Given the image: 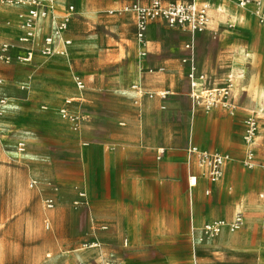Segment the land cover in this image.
I'll use <instances>...</instances> for the list:
<instances>
[{"label":"crops","instance_id":"0c3cea01","mask_svg":"<svg viewBox=\"0 0 264 264\" xmlns=\"http://www.w3.org/2000/svg\"><path fill=\"white\" fill-rule=\"evenodd\" d=\"M134 1L56 0L52 10L47 8V16L60 17L71 5L75 7L70 18L71 23L82 22L85 17L93 20L94 17H99L102 5H107V8H114L107 11L109 14L120 12L113 17L107 16V27L114 28L116 34L123 37L130 35L133 29L131 12L123 11V7ZM141 2L147 3L148 0ZM196 2L209 5L207 30L197 35L196 39L207 34V31L211 32L214 24L225 21L232 23L230 27L234 26L233 24L241 26L246 33V40L232 39L228 29H224L219 35V46L227 52L222 54L219 60L229 69L228 81L232 82V88L222 102L211 106H195L188 96L175 97L171 90L175 79L173 74L165 72V69L171 66L167 62L153 63L149 66L159 68L154 72L152 69L151 73L134 74L132 83L138 86V90L132 88L133 90L122 94L116 101H112V98H117V95L107 94V102L97 103L96 94L90 92L84 94L83 100H79L81 91L75 85L72 93L68 95L58 87L59 76L72 61L107 62L109 65L121 61L125 52L127 56L136 55L137 50L141 48L152 56L159 53V47L153 42H147L142 46L138 41L131 39L130 44L122 46L124 51L122 52L120 46H110L113 39L107 35V38L102 40L107 45L106 50L81 46L76 41L72 47L71 45L68 47L66 56H52L45 61L34 51L30 64L24 61L14 68L16 76L12 81V94L9 95V99L16 104H22L26 108L24 113H57V108L63 105L66 96L78 100L73 106L78 113H107V132H100L107 136V151L103 153L96 145L103 143L104 136H93L90 143L78 146L75 157L81 172L82 186L86 191L85 197L89 202H98L103 198L104 181L107 179V206L124 212L122 218L117 220L118 228L123 230L126 237L127 248L122 264H203L205 260L196 255L194 243L188 239V232L191 231V234L197 232L207 222L230 221L237 213L243 216L244 226L236 231L222 225L220 233L209 246L211 251L217 258L227 251H248L253 254V264H258L260 260L264 261V168H246L238 163L236 156L247 146L237 137L234 138L232 133V124L237 123L247 110L237 104L236 99L241 92L240 70L244 63L249 61L250 54L264 51V0H248L245 9L238 7L234 0ZM17 6L6 7V12L9 13L0 24L3 37H8L9 40L19 35L15 23L17 13L27 8L24 4ZM48 19L45 17L38 21L40 25L36 26V34L38 32L39 36L49 29ZM7 21H10V25L6 24ZM156 23L157 21H154L148 26L151 34L156 32ZM65 36L75 39L74 33L70 31ZM41 41L42 39L36 41V45ZM59 46L61 42L56 44V47ZM17 47L26 56L25 48ZM142 59L137 57L135 62L130 60L131 70H136ZM85 78L91 80L92 85L99 81L88 75ZM121 85L118 79H107V92L112 86ZM253 86L252 81L247 83L248 97L252 94L258 98L262 97L264 89H253ZM165 88L167 93L162 92L159 95L158 92ZM45 105L48 106V111L41 109ZM161 113H201L198 116H187L186 146H194L207 154L217 152L230 156V160L221 166L214 181L209 180L208 167L203 159L202 163L198 164L197 156L187 151L186 147L175 148L170 146L168 139L164 137L160 139ZM41 120L46 119L40 117ZM111 123L118 125L111 129L108 127ZM48 124L52 126L49 122ZM175 130V127L173 129L168 127L165 134ZM80 134L82 135L81 132L79 136ZM128 163L132 165L130 168L126 167ZM259 174L260 177L263 176L262 179ZM192 175L196 178V183L189 186L187 180ZM144 180H148L152 185L150 191L134 186ZM161 180L172 182L179 180L184 190L180 194L162 191L158 188ZM256 192H259V198L255 199ZM161 198L165 200L167 209L171 207L173 209V214L167 221L161 220L159 212L156 213ZM183 198L186 199L184 203L190 208V223L176 211L177 205L180 211L183 208L181 204ZM243 199L246 200L244 205L241 204ZM147 211L151 215V220L144 225L141 215ZM129 213L132 214L128 215ZM261 227L263 233L257 238L256 233ZM182 233L187 238L183 239ZM147 247L151 250L147 251Z\"/></svg>","mask_w":264,"mask_h":264},{"label":"rangeland","instance_id":"374dc122","mask_svg":"<svg viewBox=\"0 0 264 264\" xmlns=\"http://www.w3.org/2000/svg\"><path fill=\"white\" fill-rule=\"evenodd\" d=\"M2 1L6 3V0ZM234 2L238 5V0ZM109 9L114 8L102 5L99 17L96 16L93 20H88L87 17L82 19V22L71 23L69 20L65 34L70 31L74 33L75 39L65 34L64 39L71 41V47L77 41L81 46L106 50L107 45L102 40L108 35L113 39L110 46H120L121 51L124 52L122 46L130 44L131 39L137 41L135 15L131 12L132 33L119 37L114 28L107 27V16L113 17L120 12L116 11L111 15L107 12ZM8 13L6 7L0 6V24ZM47 18H49V29L41 36L37 32L36 41L38 42L51 32L53 18L48 16ZM156 21L155 34H151L150 27H147L148 30L141 44L143 46L147 42H153L159 47L158 54L151 56L146 54L144 48H141L137 50L136 55L127 56L125 52L121 61L109 65L107 62L72 61L65 72L59 76L60 90L65 95L72 93L75 79L78 78L84 83L79 100H83L84 94L90 92V94H96L97 103L107 102V94L117 95V98H112V101H116L122 97V94L131 91L134 74L151 73L152 69L154 72L159 68L149 66L153 63L167 62L171 66L165 69V72L173 74L175 79L171 88L173 95L177 98L188 96L190 99L200 96L199 103L194 105L206 107L204 101L208 94L215 95L220 89L228 88L230 83L229 69L219 60L222 54L227 53L219 46V35L224 29H228L232 39L246 40L245 30L237 24L230 27L232 23L226 21L214 24L211 32L207 31V34L201 38L195 37L193 49L190 51L185 47L190 38L182 31V28L172 27L164 20ZM0 33V45L8 42L14 46L8 52L9 61L0 58V264H122L127 248L126 237L123 230L118 228L117 220L122 218L124 212L113 206H107V179L104 181V196L100 201L89 202L88 198L83 197L82 192L86 193V191L82 186L81 172L75 157L78 146L90 143L93 136H104L103 143H96V145L103 153L107 151V136L100 133L107 132V113H78L76 108H73L78 100L69 96L64 98L63 105L60 106L66 109L65 117L61 116L58 108L57 113H24L26 108L22 104L14 103L12 99H9V95L12 94V81L16 76L14 68L24 62L22 57L25 53L18 49V43L3 37L2 31ZM40 43L35 45V54L42 55L39 51ZM137 57L143 59L136 70H131L129 61L135 62ZM49 58L42 57L45 61ZM192 66L195 68L194 76H196L194 91L189 82ZM87 75L99 81L92 85L91 80L88 81L85 78ZM240 78L241 92L236 96L237 104L244 106L247 110L237 123L232 124L233 137L244 142L250 121L255 122V131L250 140L251 146L245 147L236 159L246 168H264V95L260 98L253 94L251 97L247 95L249 81L254 83L253 89H264V51L250 54L249 61L245 62L240 70ZM107 79H118L122 85L112 86L107 92ZM166 89H162L158 94L167 93ZM66 100L71 101L69 106L65 103ZM41 109L48 111V106L45 105ZM112 114L114 115L109 113V115ZM200 114L161 113L159 118L160 139L162 140L163 137L168 139L170 146L175 148L186 147L187 151L197 156L198 164L202 163V152H195L186 146L187 116ZM69 115H77L75 124H69ZM40 117H44L52 126L46 120L40 121ZM116 125L118 124L111 123L108 127L113 129ZM168 127L172 129L175 127V132L165 134ZM79 132L82 133L81 136ZM20 143L23 144L22 150L19 149ZM215 154L217 152L203 159L208 167L209 180L208 161ZM227 156L223 159L221 166L230 160V156ZM131 166V163L126 165L128 168ZM84 172L86 173L87 170L85 169ZM260 178L262 179L263 176ZM85 180H87L86 177ZM134 186L144 191H150L153 188L148 180L140 181ZM158 188L176 194L184 190L179 180L174 182L161 180ZM258 193H255V199L259 198ZM185 201V198L181 199L183 208L180 211L177 205L176 211L190 223V208L184 203ZM245 202L246 200L243 199L241 204L244 205ZM158 207L156 213L159 212L161 220L167 221L173 214L172 207L167 209V204L162 198ZM130 214L132 213L128 215ZM141 219L144 225L149 222L151 220L149 211L143 213ZM233 221L234 217L230 221H225V227L230 230ZM212 223H205L195 233L188 232V239L193 241L196 255L205 260L203 264H253V254L248 251H227L222 256L215 257V253L209 246L220 232L212 233L204 227ZM262 233L261 227L256 237L260 238ZM181 237L187 238L184 233ZM147 248V251L151 250L150 247ZM258 264H264V261L260 260Z\"/></svg>","mask_w":264,"mask_h":264},{"label":"built area","instance_id":"2783aa9c","mask_svg":"<svg viewBox=\"0 0 264 264\" xmlns=\"http://www.w3.org/2000/svg\"><path fill=\"white\" fill-rule=\"evenodd\" d=\"M9 0H6L8 2ZM21 3L27 6L24 11L17 13L16 17V27L19 31V35L12 41L18 43L19 47L25 48L26 57H30L35 51V37H36V26L37 18L43 19L47 17V5L42 4L40 0H19ZM248 0H240L239 4L245 5ZM67 12L73 10V6L69 5ZM123 11L132 12L135 15V36L139 43L143 44V40L146 34L147 27L150 23L156 20H164L172 27H180L182 31L187 33L190 38L189 43L185 45L186 49L192 51L195 37L204 33L208 27V6L205 3H197L196 0H148L147 3H142L141 0H135L134 2L125 5ZM64 13L60 17H53V25L51 32L45 35L42 38L40 43L39 51L42 55L49 54L55 47L57 43L63 42L68 44L67 39L63 38V35L67 29V25L71 15ZM7 25H10V21L6 22ZM14 46L8 42L1 43L0 45V58H4L9 61L10 57L8 52L10 48ZM144 54V53H143ZM194 70L195 68L191 67V73H189V82L190 86L193 88L196 85L194 81ZM203 76H201L202 78ZM194 84V85H193ZM76 88L82 90L84 88V83L82 80L75 79ZM133 89L138 90L136 84L132 85ZM229 85L228 88H222L218 93L212 95L208 94L207 99H205V106H211L214 103L222 102V99L229 95ZM222 92V93H221ZM217 96V97H216ZM200 96L192 97V103L198 102ZM67 106L71 103L70 100L65 102ZM199 103V102H198ZM66 115V109L61 112ZM65 117V116H64ZM255 131V122L250 121L248 123V128L246 129L244 140L250 143L251 137ZM19 149H23V144H19ZM203 159H207L208 155L206 152H203ZM223 157L215 154L209 161V176L210 180L214 181L215 177L217 178L219 174V168L223 163ZM213 224V223H212ZM243 225V216L240 213H237L234 216V221L231 224V230H237ZM221 226L214 227L213 225L208 227L206 230L212 231V233H218Z\"/></svg>","mask_w":264,"mask_h":264},{"label":"bare ground","instance_id":"6f19581e","mask_svg":"<svg viewBox=\"0 0 264 264\" xmlns=\"http://www.w3.org/2000/svg\"><path fill=\"white\" fill-rule=\"evenodd\" d=\"M239 1L240 0H238V6L239 7H241V8H244V7H247L246 6V4L245 5H240L239 4ZM55 2H56V0H42L41 1V3H46L47 5H48V9L49 10H52L53 8H54V5H55ZM21 2L19 1V0H9L8 2H4V1H2V0H0V6H3V7H13V6H17V5H19ZM206 4V3H205ZM207 6L209 7V5L207 4ZM74 11H75V8L73 7V10L71 11V12H67L68 13V15L70 16H72L73 15V13H74ZM219 11V10H218ZM212 13V12H211ZM213 14V13H212ZM222 15H223V13H222ZM220 16H221V14H220ZM37 20L39 21L40 20V18L38 17L37 18ZM70 20V19H69ZM38 21H37V24H39L38 23ZM71 45V41L69 40L68 41V44H64L63 42H61V46H59V47H55L49 54H47V55H41V57H52V56H66L67 55V49H68V47ZM22 60H24V61H26V62H31V60H32V55L28 58V57H26V58H24V59H22ZM206 80V79H205ZM230 83H229V88L231 89L232 88V82L231 81H229ZM194 85V84H193ZM193 91H194V87H193V89H192ZM71 102V101H70ZM71 104V103H70ZM69 104V105H70ZM69 109H70V107H69ZM65 109H63V108H61V107H59L58 108V111L59 112H63ZM61 116L62 117H64V116H66L65 114H63V113H61ZM70 120H69V124H75V119L77 118V115H74V116H72V115H69V117H68ZM244 145L245 146H247V147H249V146H251V143H249V142H246V141H244ZM191 148V150H194L195 152H204V151H202V150H199V149H197L196 147H194V146H192V147H190ZM218 156H220V157H223V158H227L228 156L227 155H225V154H218ZM251 158V157H250ZM215 179H216V177H215ZM195 183H196V178L194 177V176H191V177H189V180H188V184H189V186H194L195 185ZM82 195H83V197L85 198V193H83L82 192ZM214 226V227H220V226H222V225H225V222L223 221V220H215L214 222H213V224H206L204 227L207 229L208 227H210V226ZM220 232V231H219Z\"/></svg>","mask_w":264,"mask_h":264}]
</instances>
